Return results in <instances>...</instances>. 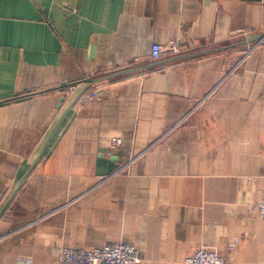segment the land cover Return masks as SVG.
<instances>
[{
	"label": "crops",
	"instance_id": "crops-1",
	"mask_svg": "<svg viewBox=\"0 0 264 264\" xmlns=\"http://www.w3.org/2000/svg\"><path fill=\"white\" fill-rule=\"evenodd\" d=\"M262 33L264 0H0V264L112 241L138 264H264Z\"/></svg>",
	"mask_w": 264,
	"mask_h": 264
},
{
	"label": "built area",
	"instance_id": "built-area-1",
	"mask_svg": "<svg viewBox=\"0 0 264 264\" xmlns=\"http://www.w3.org/2000/svg\"><path fill=\"white\" fill-rule=\"evenodd\" d=\"M264 44V33L256 38L245 51L244 57H248ZM182 42L171 39L163 43L153 42L150 46L149 58L151 62H160L162 59L174 57L180 54ZM91 86V85H90ZM73 89V85L66 88L67 95ZM99 95L97 89L92 87L82 94L78 101L80 103L89 102ZM112 145L120 146V139H112ZM124 166L118 168L116 172L121 171ZM257 212L261 219L264 220V188L260 192V199L257 205ZM239 240L235 238L230 243V248L237 247ZM56 264H138L140 256L138 250L127 242H106L100 247L94 248H72L62 247L56 251ZM18 264H32L30 258H21ZM182 264H229L224 256L215 249L198 248L193 254L185 258Z\"/></svg>",
	"mask_w": 264,
	"mask_h": 264
},
{
	"label": "trees",
	"instance_id": "trees-1",
	"mask_svg": "<svg viewBox=\"0 0 264 264\" xmlns=\"http://www.w3.org/2000/svg\"><path fill=\"white\" fill-rule=\"evenodd\" d=\"M90 80H92V79H90ZM90 80H86V82L88 83V87L87 88H89L90 85L92 84V83H90L91 82ZM84 81L85 80H80L79 79V80H75V81L69 82V83H67V84H65L63 86H53V87H50V88H47V89H40V90H34V91H29V92H23V93H20V94L14 96V97H11V98L7 99L5 102H15V101H19V100H22V99L34 97V96H37V95L50 94V93L56 92V90H58V89L65 90L70 85H76V84L84 82ZM96 82H98V81L97 80L93 81L94 84H97Z\"/></svg>",
	"mask_w": 264,
	"mask_h": 264
},
{
	"label": "rangeland",
	"instance_id": "rangeland-1",
	"mask_svg": "<svg viewBox=\"0 0 264 264\" xmlns=\"http://www.w3.org/2000/svg\"><path fill=\"white\" fill-rule=\"evenodd\" d=\"M124 166V168L121 170V171H123V170H125V168L128 166V164L126 163V164H124L123 165ZM122 167V166H121ZM120 168V167H119ZM121 171H119V172H121ZM235 238H239V237H235ZM235 238H233L232 240H231V242L235 239ZM239 240V239H238ZM112 242H123V241H112ZM125 242V241H124ZM123 242V243H124ZM231 242H229L227 245H226V248H227V250L229 251V252H231V250H233L232 248H230V243ZM108 243V242H107ZM128 243V242H127ZM104 244H106V243H104ZM104 244H102V245H104ZM131 244V243H130ZM102 245H99V246H94V247H100V246H102ZM133 245V244H132ZM94 247H90V248H94ZM87 249H89V248H87ZM210 249H213V248H210ZM220 251V250H219ZM218 251V252H219ZM219 253H221L223 256H224V258L226 259V261L227 262H229V260H228V258L227 257H225L226 255V252H224V254L220 251ZM26 258H29V257H26ZM21 258H19V259H17V262H16V264H18V261L20 260ZM31 259V258H30ZM32 260V259H31ZM140 260H141V258H140ZM184 261V260H183ZM183 261H182V263H183ZM32 262H33V260H32ZM181 263V264H182Z\"/></svg>",
	"mask_w": 264,
	"mask_h": 264
},
{
	"label": "water",
	"instance_id": "water-1",
	"mask_svg": "<svg viewBox=\"0 0 264 264\" xmlns=\"http://www.w3.org/2000/svg\"><path fill=\"white\" fill-rule=\"evenodd\" d=\"M91 82L90 83H93L94 80H90Z\"/></svg>",
	"mask_w": 264,
	"mask_h": 264
}]
</instances>
